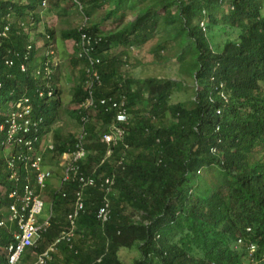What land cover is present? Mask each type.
Returning a JSON list of instances; mask_svg holds the SVG:
<instances>
[{
  "label": "trees",
  "instance_id": "trees-1",
  "mask_svg": "<svg viewBox=\"0 0 264 264\" xmlns=\"http://www.w3.org/2000/svg\"><path fill=\"white\" fill-rule=\"evenodd\" d=\"M79 1L82 15L89 18L97 0ZM166 1L177 6L179 29L186 33L197 53V63L192 70L197 85L190 101L192 107H185L181 102L167 105L175 82L165 80L148 88L150 108L145 115H136L133 106L142 101L144 95L141 96L138 88L131 91V80L125 79L123 86L132 122L123 142L145 152L131 155L122 167L116 166V161L123 144L114 147L98 168V172H115L110 217L104 224L96 220L100 192L95 188L87 190L86 209L78 220V228L82 237L90 234L97 242L85 248L75 244V253L67 246L65 249L75 264H121L118 250L133 246L140 252L134 264H242L246 256L245 243L252 241L257 245L256 257H263L259 264H264V159L253 156L264 148V92L259 84L264 83L262 0ZM39 2L27 0L22 4L19 0H0V32L9 25L7 35H0V119L6 103L35 84L30 71H20L19 57H14L12 67L4 64L3 57L8 50L23 49L29 33L21 28L19 18L33 12L34 21L39 22V13L35 11ZM202 18L208 20V24L237 28V38L227 39L213 49L206 30L199 25ZM156 21V10L147 7L123 32L102 34L104 38L97 52L101 57L98 69L103 86L95 90L96 97L107 92L104 84L114 72L115 61L122 62L121 54L110 55L107 51L112 45L144 42ZM84 30L98 32L96 25L91 24ZM46 31L53 35L49 28ZM63 34L65 38L76 39L80 31L77 27ZM132 35L134 40L129 42ZM221 82L228 93L227 102L217 92ZM115 83L116 80L111 91L117 88ZM82 84L83 73L73 91L74 103L84 97ZM58 103L59 99L54 102L55 106ZM218 108L219 114L216 113ZM166 110L173 114L169 124L153 121ZM71 111L77 117L76 111ZM44 112L46 122H51L49 109ZM96 115L101 125L111 116L101 110ZM87 132L89 153L82 165L86 170L99 162L105 150V145L98 141L96 125L90 123ZM72 142L70 136L55 145L54 157L57 159L59 153L71 148ZM1 149L0 219L7 215L11 201L7 194L15 185L4 168ZM209 169H214V179L207 182ZM23 170L20 169L19 185L24 178ZM66 188L69 190L71 186ZM68 196L55 194L57 205L61 204V199L69 201L71 195ZM58 208L62 214L69 210V207ZM12 227L11 223L0 226V250L11 240ZM246 227H250V231H246ZM52 230L50 228L48 234L51 235ZM238 235L244 237V243L234 248ZM0 264H5L2 253Z\"/></svg>",
  "mask_w": 264,
  "mask_h": 264
},
{
  "label": "built area",
  "instance_id": "built-area-1",
  "mask_svg": "<svg viewBox=\"0 0 264 264\" xmlns=\"http://www.w3.org/2000/svg\"><path fill=\"white\" fill-rule=\"evenodd\" d=\"M82 12V5L79 0H74ZM48 0H40L38 11L46 8ZM233 6H228L232 8ZM36 11V12H38ZM33 12L19 18L21 28L29 33V38L20 51L8 50L4 54L3 62L6 66L14 65V57L21 59L19 69L21 72L30 71L35 84L31 89L24 90L20 95L8 101L3 107L0 119V147L4 158V168L8 172V178L14 181V187L7 196L11 199L6 211L7 215L0 219V226L11 223V240L3 248L5 264H19L21 257L30 249L35 247L47 233L50 227L52 216H43L44 191L47 180L51 177V169L45 164L46 155L53 154L55 143L51 138L43 144L42 137L51 123L46 122L45 109L54 112L58 100L56 81L57 67L60 58L56 52L52 36L43 30L41 35L34 38L38 22L32 16ZM88 17L83 16V22L78 26L79 37L71 39V51L73 56L80 60L83 65V89L84 97L73 103L72 110L76 111L78 130L73 135L71 148L62 151L57 157V164L60 167V188L55 192L62 197L68 198L66 186H71V197L69 210L65 214V223L59 233L40 252L35 254V261L32 264H49L59 244H64L68 249L77 252L75 240L82 236L78 228V220L85 212V193L91 188L100 192V205L95 213V218L100 224H104L110 217L111 195L114 191L115 172L106 173L99 171V166L110 156L114 147L119 143L123 149L127 144L123 142L128 133L129 125L132 122V113L127 104V94L124 89L126 76L116 80V89H107V92L99 97L95 96V90L103 86L98 66L101 62L98 47L103 35L101 32H87L84 30ZM199 25L206 30V19L202 18ZM9 25L6 24L0 32L6 36ZM128 50L136 54L139 52L133 44L126 45ZM12 52V54H11ZM122 62L128 65L129 59L122 56ZM10 76H12L10 74ZM1 85V83H0ZM197 87V85H196ZM222 82L217 89L219 97L227 102L226 92L223 90ZM212 100V98H210ZM111 114L109 121L96 125L97 138L105 145L103 156L98 163L91 168L82 167L85 164L86 156L89 153L87 144V128L93 123L91 113L98 111ZM220 113V109L216 110ZM54 114V113H53ZM55 118V117H54ZM49 137V136H48ZM215 151V148L211 149ZM126 158L121 152L117 158L116 166H122ZM56 164V165H57ZM23 168L24 178L19 185L20 169ZM68 196V197H67ZM250 231V227H246ZM244 243V237L238 235L233 242L234 248H239ZM257 245L255 242L245 243L246 262L248 264H259L263 260L256 257Z\"/></svg>",
  "mask_w": 264,
  "mask_h": 264
},
{
  "label": "rangeland",
  "instance_id": "rangeland-1",
  "mask_svg": "<svg viewBox=\"0 0 264 264\" xmlns=\"http://www.w3.org/2000/svg\"><path fill=\"white\" fill-rule=\"evenodd\" d=\"M19 1L22 4L27 2V0ZM147 7L156 10L155 28L142 43L131 42L134 37L133 35L129 37V42L139 48L137 55L129 51L125 44L112 45L111 49L107 51L110 55L118 54L120 56L121 54V59L123 55L128 56L127 59L129 58L128 65H125L124 62L115 61V73L113 72L111 78L107 81L108 85H112L119 77L126 76V79L131 80L129 84L131 91L137 88L141 89V96L144 95V97H142V101H138L133 106L136 115H145L150 108L151 100H147L148 88L159 81L165 80H174L175 82L169 91L167 105L172 106L181 102L185 107H192L190 101L196 92V81L192 70L197 63V53L186 33L179 29V20H176L178 9L175 4H171L166 0H97L95 8L88 15L87 24L96 25L98 32L104 35L108 32H123L130 26V22L134 20L136 15ZM223 8L226 10L227 7L224 6ZM35 11H38V8ZM109 11L111 13L107 15ZM260 12L261 15H264V0H262ZM38 13L40 21L37 30L33 33L34 38L40 36L43 30L49 28L53 32V42L60 58L56 81L60 94H62L60 97L61 108L58 110V116L52 122L51 128L64 129L66 133L68 132L73 137L78 130V122L70 117L72 114L71 107L73 106L72 97L76 85L81 81L83 65L80 61L74 59L71 51V39L65 38L63 33L77 28L83 22V15L77 4H74L71 0H48L46 8L43 11H38ZM206 24V32L213 49L221 46L227 39H236L239 33V30L235 27L208 24V20H206ZM259 84L262 92H264V83L261 81ZM227 95L228 93H226ZM51 114L54 115L52 112ZM90 116L93 117L94 122L92 124L99 125L95 114L91 113ZM172 118L171 111L166 110L161 112L153 121L157 124L167 125ZM121 152L129 160L131 155L138 152L144 153L145 150L136 149L127 144L126 150L123 149ZM95 154L96 151H93L92 155ZM100 154L102 155V153ZM253 156L264 159V148L257 150ZM213 171L214 169H209L207 172V182L214 179ZM47 212L48 208L46 206L43 213ZM84 239L85 245L94 246L97 242L90 234L85 236ZM0 253L3 254V250H0ZM139 254L140 252L136 246L121 247L117 252L121 264H134ZM242 264H248L246 259L243 260Z\"/></svg>",
  "mask_w": 264,
  "mask_h": 264
},
{
  "label": "crops",
  "instance_id": "crops-1",
  "mask_svg": "<svg viewBox=\"0 0 264 264\" xmlns=\"http://www.w3.org/2000/svg\"><path fill=\"white\" fill-rule=\"evenodd\" d=\"M56 74H57V72H56ZM104 85H105L106 90L113 87V84L108 85V82ZM61 95L62 94H60L59 87H58L57 97L59 99V103H58L56 109L54 110V112H52V113H54V115H52L50 112L48 115V118L53 117V120L57 118L58 112H59L58 110L61 108V106H60ZM72 116L75 118H73ZM70 117H71V119H74L75 121H77V119H76L77 117H76L74 112H72ZM49 123H51V122H49ZM46 129H47V132H45L44 136L42 137L43 144H45L47 142V139L51 138L53 140V142L55 143V145H58L61 142H65L71 136L68 132H67L68 133L67 134L64 129H53V128H51V125ZM55 159L56 158L54 157L53 154L48 153L46 155L45 164L48 165L51 169V177L47 180V186H46V189L43 193L44 202H45L44 210H45L46 206L48 208V212L43 213V216L49 215V213L51 212V216H52L51 225H50L51 227L48 228V231L50 230V228H51V230L52 229L53 230L51 232V235L48 234V231H47V234H45L43 236V238L38 242V244L35 247H33L32 249L28 250L21 257L19 264H32L35 261V254L42 251L49 244L51 239H53L58 234L59 229H61V227L65 223V214H62L61 211H58V209H59L58 207L59 206H61L62 208L69 207V201L61 199V204L57 205L59 202L57 200L58 197H54L56 194L55 192L61 186V184H60V176H61L60 170L61 169L57 164V159L56 160ZM65 190L68 192L69 195H71V192H72L71 189L68 190V188L65 187ZM57 230H58V232H57ZM83 239H84V237L78 236L75 240V244H78L79 246L85 248L88 244L85 245V242L83 241ZM84 240H86V239H84ZM65 248H66V246L64 244H59L56 251L53 253V258L49 261V264H75L74 262H72L69 259L70 258L69 251L66 250ZM118 252H119V250H118Z\"/></svg>",
  "mask_w": 264,
  "mask_h": 264
},
{
  "label": "bare ground",
  "instance_id": "bare-ground-1",
  "mask_svg": "<svg viewBox=\"0 0 264 264\" xmlns=\"http://www.w3.org/2000/svg\"><path fill=\"white\" fill-rule=\"evenodd\" d=\"M104 38V37H103ZM128 57V56H127ZM129 59V58H128Z\"/></svg>",
  "mask_w": 264,
  "mask_h": 264
}]
</instances>
